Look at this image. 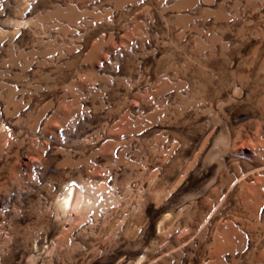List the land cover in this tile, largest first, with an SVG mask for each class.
<instances>
[{
    "label": "rangeland",
    "instance_id": "1",
    "mask_svg": "<svg viewBox=\"0 0 264 264\" xmlns=\"http://www.w3.org/2000/svg\"><path fill=\"white\" fill-rule=\"evenodd\" d=\"M0 264H264V0H0Z\"/></svg>",
    "mask_w": 264,
    "mask_h": 264
},
{
    "label": "bare ground",
    "instance_id": "2",
    "mask_svg": "<svg viewBox=\"0 0 264 264\" xmlns=\"http://www.w3.org/2000/svg\"><path fill=\"white\" fill-rule=\"evenodd\" d=\"M70 190V189H69ZM68 192H70L69 194H66V196H65V201H66V204L67 205H70V206H72L73 205V203H74V200H75V191L74 190H72V191H68ZM66 205V206H67ZM63 206V205H62ZM65 206V205H64Z\"/></svg>",
    "mask_w": 264,
    "mask_h": 264
}]
</instances>
